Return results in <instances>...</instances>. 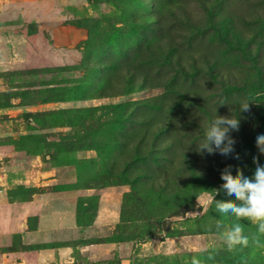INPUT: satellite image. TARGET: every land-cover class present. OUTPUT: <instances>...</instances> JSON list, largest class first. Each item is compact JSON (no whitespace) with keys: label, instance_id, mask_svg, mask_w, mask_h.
I'll return each instance as SVG.
<instances>
[{"label":"rangeland","instance_id":"1","mask_svg":"<svg viewBox=\"0 0 264 264\" xmlns=\"http://www.w3.org/2000/svg\"><path fill=\"white\" fill-rule=\"evenodd\" d=\"M218 115L229 157L198 152ZM261 134L264 0H0V196L78 190L79 225L115 216L88 231L103 264H264L256 226L206 206L235 200L225 166H264Z\"/></svg>","mask_w":264,"mask_h":264},{"label":"crops","instance_id":"2","mask_svg":"<svg viewBox=\"0 0 264 264\" xmlns=\"http://www.w3.org/2000/svg\"><path fill=\"white\" fill-rule=\"evenodd\" d=\"M80 194L78 190L31 191L20 198L2 194L0 264H103L96 256L102 253L104 243L95 241L102 236H89L88 231L115 216L100 206L92 225H79L76 198ZM66 199V205L55 203ZM116 264H132L131 257H120Z\"/></svg>","mask_w":264,"mask_h":264},{"label":"clouds","instance_id":"3","mask_svg":"<svg viewBox=\"0 0 264 264\" xmlns=\"http://www.w3.org/2000/svg\"><path fill=\"white\" fill-rule=\"evenodd\" d=\"M240 110L249 111V102L243 104ZM239 128L238 117L218 115L206 128L198 152L203 154L206 151L208 154L219 153L224 157L231 156L235 153L236 143L231 133L238 132ZM256 147L261 154H264V134L256 137ZM236 158H238V154ZM253 163L256 167L252 178L244 176L239 169L234 176L231 166H225L220 172L223 181L220 187L225 190L228 196H234L235 200L220 201L216 200L214 195L206 202V206L211 207L215 203L219 213L231 214L237 220L250 222L256 226L258 235L264 236V166L260 165L258 157H253ZM216 228L228 251H234L238 246H248L249 240L244 235L241 224L237 223L232 227H227L223 223H218ZM255 242L259 246H264L258 238ZM201 251L206 250L201 249ZM208 258L214 259L211 255ZM190 264H200V260L193 258Z\"/></svg>","mask_w":264,"mask_h":264}]
</instances>
